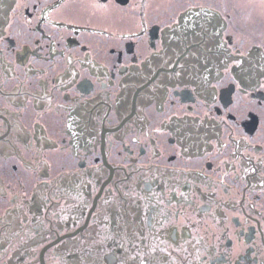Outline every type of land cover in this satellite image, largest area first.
<instances>
[{
	"label": "flooded vegetation",
	"instance_id": "flooded-vegetation-1",
	"mask_svg": "<svg viewBox=\"0 0 264 264\" xmlns=\"http://www.w3.org/2000/svg\"><path fill=\"white\" fill-rule=\"evenodd\" d=\"M0 264H264V0H0Z\"/></svg>",
	"mask_w": 264,
	"mask_h": 264
}]
</instances>
